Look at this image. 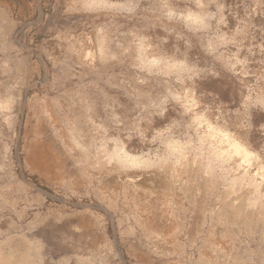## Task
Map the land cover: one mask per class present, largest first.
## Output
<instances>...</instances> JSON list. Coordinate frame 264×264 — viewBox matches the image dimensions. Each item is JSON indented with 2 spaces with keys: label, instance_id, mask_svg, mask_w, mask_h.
Masks as SVG:
<instances>
[{
  "label": "rangeland",
  "instance_id": "1",
  "mask_svg": "<svg viewBox=\"0 0 264 264\" xmlns=\"http://www.w3.org/2000/svg\"><path fill=\"white\" fill-rule=\"evenodd\" d=\"M0 264H264V0H0Z\"/></svg>",
  "mask_w": 264,
  "mask_h": 264
}]
</instances>
